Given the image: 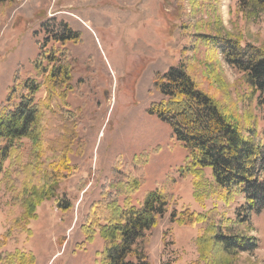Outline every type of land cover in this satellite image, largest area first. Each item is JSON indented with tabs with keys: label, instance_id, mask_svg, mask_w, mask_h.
Segmentation results:
<instances>
[{
	"label": "rangeland",
	"instance_id": "rangeland-1",
	"mask_svg": "<svg viewBox=\"0 0 264 264\" xmlns=\"http://www.w3.org/2000/svg\"><path fill=\"white\" fill-rule=\"evenodd\" d=\"M63 29L80 33L79 41L67 47L74 59L72 84L85 79L79 91L67 97L69 107L78 110L85 140L69 155L78 171L57 189L71 207L61 211L54 199L44 200L36 207V217L24 223L21 190L32 144L20 139L0 173V253H32L34 264H99L97 252L103 240L99 234L86 240L83 219L115 162H122L142 182L126 198L130 204L139 206L157 188L168 201L167 213L146 236L150 264H204L197 245L200 225L174 222L172 212L215 211L235 218L243 200L237 196L225 203L209 169H203L196 182L193 175L183 174L187 151L169 127L147 110L150 102L162 97L151 90L152 80L155 73L183 60L197 86L229 117L246 127L255 122L258 131L264 130V103L257 100L258 93L254 95L244 75L200 38L238 39L241 45L264 49V14L254 20L244 18L237 0L5 1L0 3V103L15 74L35 78L36 42ZM45 92L42 86L35 98L44 99ZM55 120L45 117L44 136L62 134L63 126ZM60 151L58 146L56 153ZM53 157L50 153L49 161ZM250 220L253 230L244 232L255 237L258 248L238 254L227 264H264V211L250 213ZM22 226L29 232H21Z\"/></svg>",
	"mask_w": 264,
	"mask_h": 264
},
{
	"label": "trees",
	"instance_id": "trees-1",
	"mask_svg": "<svg viewBox=\"0 0 264 264\" xmlns=\"http://www.w3.org/2000/svg\"><path fill=\"white\" fill-rule=\"evenodd\" d=\"M5 1L9 0L0 3ZM237 7L249 20L264 14V0H237ZM79 38V32L63 29L37 41L38 53L32 61L35 78L21 79L15 74L6 99L0 103V173L4 162L14 155L16 142L26 138L32 144L26 165L30 181L26 180L21 190L24 223L36 217V207L44 200L54 199L61 211L71 207L57 189L78 171L69 155L85 142L80 135L78 110L71 109L67 101L85 80L72 84L74 59L67 43H77ZM200 38L229 67L244 75L251 92L258 93L257 100L264 103V49L249 43L241 45L238 39ZM42 86L46 95L37 100L35 95ZM151 90L162 97L149 103L148 112L165 123L187 151L183 174L193 175L196 182L201 171L209 169L225 203L237 196L243 200L235 218L215 211L184 210L173 211L171 219L188 226L200 225L197 245L199 261L204 264H227L240 253L253 252L258 243L244 229L253 230L250 213L264 211V130L258 131L255 122L246 127L229 117L211 95L197 86L183 60L163 73H155ZM46 116L57 118L55 121L63 126L61 135L44 136ZM58 146L61 151L56 153ZM50 153H54L52 161L48 159ZM112 168L83 219L82 233L86 240H92L95 234L103 240L97 252L99 264H150L145 253L146 236L167 213L166 194L157 188L149 191L139 206L132 205L126 198L142 183L139 175L129 172L133 169L127 170L122 162H115ZM19 230L29 232L24 226ZM10 263L34 264L35 257L21 251L0 253V264Z\"/></svg>",
	"mask_w": 264,
	"mask_h": 264
}]
</instances>
